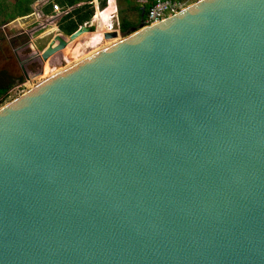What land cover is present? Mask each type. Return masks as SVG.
I'll return each mask as SVG.
<instances>
[{
  "label": "water",
  "instance_id": "obj_1",
  "mask_svg": "<svg viewBox=\"0 0 264 264\" xmlns=\"http://www.w3.org/2000/svg\"><path fill=\"white\" fill-rule=\"evenodd\" d=\"M121 35L0 107V264H264V0Z\"/></svg>",
  "mask_w": 264,
  "mask_h": 264
},
{
  "label": "rangeland",
  "instance_id": "obj_2",
  "mask_svg": "<svg viewBox=\"0 0 264 264\" xmlns=\"http://www.w3.org/2000/svg\"><path fill=\"white\" fill-rule=\"evenodd\" d=\"M31 1L32 7L29 5L30 0H6V2L0 0V5H8V9L0 12V43L4 42L6 46L9 44L11 49L10 54L6 56H2L0 53V87L10 86L3 106L53 76L57 69L59 71L65 70L101 48L113 44L115 40L104 39L106 26L116 23V31L121 33L120 24L123 20L139 25V13L134 8L149 2V0H110L111 3H108L104 10L99 9L97 14L95 12L92 21L87 25L93 27V33H83L64 51L54 55L47 62H43L41 54L54 37L59 34L65 36L64 33L56 29L64 12L58 15L53 14L55 20H52L51 17L50 19L42 17L39 14H34L35 11L47 8L54 0ZM183 1H187L186 4L189 6L199 0ZM16 2V6L11 7L12 3ZM81 5L75 6L74 9ZM28 6L31 9L30 14L10 21L14 16L23 15ZM72 9H69V12ZM98 19H101L102 23L99 24ZM121 36H127V34ZM29 41L31 42V49L26 46ZM3 50L7 49L3 47ZM32 55H39L38 59H33Z\"/></svg>",
  "mask_w": 264,
  "mask_h": 264
},
{
  "label": "trees",
  "instance_id": "obj_3",
  "mask_svg": "<svg viewBox=\"0 0 264 264\" xmlns=\"http://www.w3.org/2000/svg\"><path fill=\"white\" fill-rule=\"evenodd\" d=\"M4 1L6 2V0ZM31 2L32 1L30 0L29 5ZM16 4L17 2L12 3V5L11 4L9 5L13 7V6H16ZM153 4H154V0H149L148 4L143 5L141 7L134 8V10H136L139 13V19H138V21L140 22L139 25L133 24L129 22L128 20H123L120 24L121 33L123 35L125 34L128 35L131 33L132 29H135V30L140 29L141 24L145 21L147 13ZM2 5H0V12L8 9V5H5V6H2ZM55 5H58L64 11L74 8L77 5H81L80 7L73 9L67 15L63 16L61 20L59 21V24H58L59 30L62 33H64L66 37H69V38L77 37L82 32V30L85 28V26L88 25L92 21L95 15V12H96L94 0H54L47 6V8L44 9L43 13L45 15H52ZM98 6H99V9L104 10L108 6V0H98ZM29 10L30 9L28 6L25 13H28ZM25 13L17 17L14 16V18H12L10 21L26 16L27 14ZM58 72L60 71L57 69L54 72V75L57 74ZM28 87L30 88V85H28ZM9 88L10 86L0 87V107L3 106L4 104L3 102L5 100L7 92L9 91Z\"/></svg>",
  "mask_w": 264,
  "mask_h": 264
},
{
  "label": "built area",
  "instance_id": "obj_4",
  "mask_svg": "<svg viewBox=\"0 0 264 264\" xmlns=\"http://www.w3.org/2000/svg\"><path fill=\"white\" fill-rule=\"evenodd\" d=\"M186 2L187 1H183V0H154V4L149 9L143 24L145 26H151L153 24L163 21L164 19L170 16H173L174 14H177L187 6ZM94 5L97 14L99 12V6L98 4H94ZM70 12L69 9L64 11L58 5H55L53 14L58 15L63 13L62 16H65ZM54 16L55 15L47 16V18L50 19L51 17L52 20H55L56 18ZM98 22L100 24L101 19H98ZM110 32H118L116 31V24L106 26L105 33H110Z\"/></svg>",
  "mask_w": 264,
  "mask_h": 264
},
{
  "label": "flooded vegetation",
  "instance_id": "obj_5",
  "mask_svg": "<svg viewBox=\"0 0 264 264\" xmlns=\"http://www.w3.org/2000/svg\"><path fill=\"white\" fill-rule=\"evenodd\" d=\"M43 15V14H42ZM26 46L29 48V49H31V42L29 41L27 44H26ZM3 47H5L7 50H3ZM2 49V50H1ZM0 53H1V55L2 56H6V55H8V54H10V51H11V49H10V46H9V44H8V46H6L5 44H4V42L3 43H0ZM60 53V52H59ZM33 56V55H32ZM38 56L39 55H37V56H33L34 58L33 59H35V58H37L38 59ZM19 62V61H18Z\"/></svg>",
  "mask_w": 264,
  "mask_h": 264
},
{
  "label": "crops",
  "instance_id": "obj_6",
  "mask_svg": "<svg viewBox=\"0 0 264 264\" xmlns=\"http://www.w3.org/2000/svg\"><path fill=\"white\" fill-rule=\"evenodd\" d=\"M108 3H111L110 0H108ZM94 4H98V0H94ZM30 7H32V6L30 5ZM29 9H30V8H29ZM73 9H74V8H73ZM73 9H72V10H73ZM41 11H44V8H43V10L40 9V11H38V10L35 11L34 14H39V16H42V17H45V18H47V16H52V15H53V14H52V15H45L43 12L40 13ZM70 11H71V10H70ZM103 12H106V11H103ZM30 13H31V9L29 10L28 13H25V14H30ZM40 14H41V15H40ZM42 14H43V15H42ZM60 20H61V18H60ZM114 24H116V23H114ZM56 29H57V31H60L59 28H58V25H57V28H56ZM61 35H62V34H61Z\"/></svg>",
  "mask_w": 264,
  "mask_h": 264
},
{
  "label": "bare ground",
  "instance_id": "obj_7",
  "mask_svg": "<svg viewBox=\"0 0 264 264\" xmlns=\"http://www.w3.org/2000/svg\"><path fill=\"white\" fill-rule=\"evenodd\" d=\"M115 43V42H114ZM83 60V59H82ZM81 61V60H80ZM61 72V71H60ZM59 73V72H58ZM54 76V75H53ZM34 88V87H33Z\"/></svg>",
  "mask_w": 264,
  "mask_h": 264
}]
</instances>
